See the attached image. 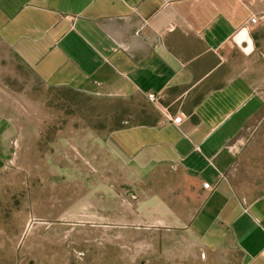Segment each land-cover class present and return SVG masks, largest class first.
I'll return each mask as SVG.
<instances>
[{
  "label": "crops",
  "instance_id": "0c3cea01",
  "mask_svg": "<svg viewBox=\"0 0 264 264\" xmlns=\"http://www.w3.org/2000/svg\"><path fill=\"white\" fill-rule=\"evenodd\" d=\"M0 46L2 141L12 52L48 87L139 95L150 124L104 138L137 221L178 253L264 264V0H0Z\"/></svg>",
  "mask_w": 264,
  "mask_h": 264
},
{
  "label": "rangeland",
  "instance_id": "374dc122",
  "mask_svg": "<svg viewBox=\"0 0 264 264\" xmlns=\"http://www.w3.org/2000/svg\"><path fill=\"white\" fill-rule=\"evenodd\" d=\"M11 63L12 138L0 139V264H219L202 248L178 253L166 229L142 227L136 207L126 205L134 190L104 138L118 117L126 125L141 113L152 118L145 98L51 88L13 52Z\"/></svg>",
  "mask_w": 264,
  "mask_h": 264
},
{
  "label": "trees",
  "instance_id": "16d2710c",
  "mask_svg": "<svg viewBox=\"0 0 264 264\" xmlns=\"http://www.w3.org/2000/svg\"><path fill=\"white\" fill-rule=\"evenodd\" d=\"M71 90V89H69ZM150 118L149 117H145L143 116V114H138L136 115V117H134V124H131V125H137V124H140V125H149L150 124V121L149 120ZM125 126H128L126 125L122 119H120L119 117L116 119L115 123H114V129H119V128H123Z\"/></svg>",
  "mask_w": 264,
  "mask_h": 264
},
{
  "label": "built area",
  "instance_id": "2783aa9c",
  "mask_svg": "<svg viewBox=\"0 0 264 264\" xmlns=\"http://www.w3.org/2000/svg\"><path fill=\"white\" fill-rule=\"evenodd\" d=\"M257 20H258V18L256 16H251L250 19H249V22L250 23H255ZM146 97H147V99H149L151 101H156L158 99V97L155 94H153V93H148L146 95ZM172 120H173L174 123H179L180 120H181V116L180 115L175 116V117H173ZM203 186L204 187H208L209 184L208 183H203Z\"/></svg>",
  "mask_w": 264,
  "mask_h": 264
},
{
  "label": "clouds",
  "instance_id": "9594fccd",
  "mask_svg": "<svg viewBox=\"0 0 264 264\" xmlns=\"http://www.w3.org/2000/svg\"><path fill=\"white\" fill-rule=\"evenodd\" d=\"M246 38H247L248 41H249V47L246 48V49H242V51L244 52L245 55H247V54L251 51V40H250V38H248V37L246 36V31H245V30H242V31L238 34V37H237L238 41H239V40L246 39Z\"/></svg>",
  "mask_w": 264,
  "mask_h": 264
}]
</instances>
